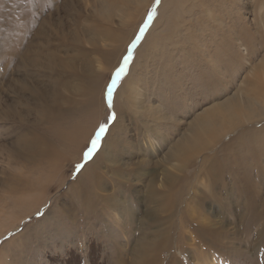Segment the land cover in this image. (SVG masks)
Instances as JSON below:
<instances>
[{"label": "rangeland", "instance_id": "obj_1", "mask_svg": "<svg viewBox=\"0 0 264 264\" xmlns=\"http://www.w3.org/2000/svg\"><path fill=\"white\" fill-rule=\"evenodd\" d=\"M27 1L0 0V264H118L119 260L147 264L143 261L153 256L156 264H209V260H213L210 264H264V207L259 205V212L250 210L238 219L235 212L250 207L243 192L235 191L231 182L234 175L257 182L253 163L264 162V132L246 134L238 139L239 144L235 139L242 126L257 122L255 116L247 121L246 115L259 105L264 107V0L149 1L142 7L146 13L145 18L141 13L140 25L132 23L136 29L130 41V37L104 42L98 38L96 47L104 54L120 50L123 54L118 63L111 61L114 68L100 71L91 96L82 79L84 59L88 58L95 70L102 69L104 61L89 35L108 25L94 23L96 8L86 0H82L83 11L77 8L78 0H49L50 4L37 0L35 7ZM100 1L103 5L97 10L116 8L109 5L113 0ZM111 22L120 32L118 14ZM140 29L144 34L137 41ZM235 32L241 37L248 33V40H235ZM133 44V59L113 89L109 106L107 89ZM245 45L248 59L243 56ZM140 49L143 52L138 57ZM138 61L143 68L134 78L139 100L134 97L128 105H120L127 130L114 135L104 161L106 168L98 172L100 184L106 187L101 190L97 185L93 199L84 192L86 186L77 182L84 179L90 183L91 178L80 176L103 148L119 116L114 106L116 92ZM65 63L75 70L65 73L61 66ZM57 82L70 84L73 90L61 93L64 100L72 98L70 102L57 100ZM227 100L233 102L232 108L224 111L237 115L241 124L231 130L225 121L219 124L218 119L206 116ZM155 109H159L158 117ZM201 120L216 125L210 130L215 134L209 142L210 151L201 150L192 159L194 169L188 174L181 165L182 172L176 171L178 161L172 158V151L184 134L192 136L190 127L193 134L204 135L198 125ZM101 127L105 131L93 151L92 142ZM254 127L262 129L257 124ZM230 144L234 151L220 158L223 145ZM207 156H213L208 165L204 163ZM141 162L147 163L142 169ZM212 164L220 168L223 179L224 190L218 200L213 196L217 194L214 178L207 173L204 178L197 176L200 167ZM166 168L188 187V197L185 202L179 200L173 213H162L157 204L148 202L142 184L152 178L151 172L161 176ZM231 170H235L233 175ZM139 171L147 173L143 180L136 175ZM113 193L118 203L108 201L107 195ZM102 208L105 216H101ZM201 227L220 231L222 242L221 238L216 242L213 235L199 239ZM167 228L172 232L164 234ZM159 233L164 237L154 239ZM165 237V246L160 248ZM139 238L154 242L158 250L134 255Z\"/></svg>", "mask_w": 264, "mask_h": 264}, {"label": "bare ground", "instance_id": "obj_2", "mask_svg": "<svg viewBox=\"0 0 264 264\" xmlns=\"http://www.w3.org/2000/svg\"><path fill=\"white\" fill-rule=\"evenodd\" d=\"M36 1L37 0H29L27 1L28 3V6H34L35 7V4H36ZM39 2H41L42 0H38ZM87 3L90 2V3H93V6L96 8L95 11H94V14L92 15L93 18H94V23L95 22H99L100 23H105L104 26H107V28L109 27V29H104V31L100 32V33H92L90 34V38H91V42H93V45L96 47L97 45V40L98 38L101 39V42H104V41H118L120 39H127L130 37L129 41L132 39L133 35H134V31L136 28H133V25L134 26H137L138 23L140 22V16L141 17H144L145 13L146 12H143L144 9H142L143 6H145L144 4L148 3L149 1L151 0H113L112 3H110L109 5L110 6H113V4L115 5V9H114V6L113 7H109L108 4H105L106 7L109 9L108 10H97L98 7L100 5H103L101 3H103V1H100V0H86ZM155 0H152V2H154ZM165 1H169V0H165ZM217 1V0H216ZM44 4H50L49 3V0H43ZM101 2V3H99ZM82 4V0H78L77 2V8L80 10V11H83V6L81 5ZM204 4V3H203ZM42 5V4H41ZM205 5V4H204ZM225 5V4H223ZM222 5V6H223ZM231 5V4H230ZM238 6V5H237ZM236 6V7H237ZM204 7V6H203ZM221 7V6H220ZM239 7V6H238ZM241 7V6H240ZM147 8V7H146ZM205 8V7H204ZM221 8H224V7H221ZM228 8V7H227ZM244 8V7H243ZM68 9V8H67ZM232 9V8H231ZM230 9V12L232 11ZM242 8H240L241 10ZM31 10V8H30ZM143 10V11H142ZM235 10V5H234V8H233V11ZM76 11V10H75ZM172 12V11H170ZM229 12V13H230ZM238 12V10H237ZM142 13V14H141ZM115 14H118V19H119V26H121V29H120V32L118 31H115L114 28H113V23L111 22L112 21V17L114 16L115 17ZM234 14V13H233ZM208 15V14H207ZM102 16H106L105 19H102ZM228 16V15H227ZM233 16V15H232ZM90 18V17H89ZM145 18V17H144ZM206 18V17H204ZM203 18V19H204ZM212 18V17H211ZM208 19V18H207ZM206 19V20H207ZM257 19V18H256ZM212 20V19H210ZM222 20V19H221ZM217 21V20H216ZM235 21V19H234ZM245 22V24H247V20H242ZM29 22V20H28ZM134 22V23H133ZM252 22V21H251ZM133 23V25H132ZM218 23V22H217ZM97 24V23H96ZM129 24V25H128ZM140 25V24H139ZM138 25V26H139ZM253 26H255V23L253 24ZM257 25V24H256ZM126 26H129L126 27ZM259 26V25H258ZM98 27V25H97ZM131 27V28H130ZM246 27V26H245ZM26 28V27H25ZM125 28V29H124ZM152 29L153 27L150 28L149 30V37L151 36V32H152ZM246 29V28H245ZM243 29V30H245ZM253 30V28H252ZM256 30V29H255ZM236 31V30H235ZM240 31V30H239ZM249 31V30H248ZM250 32V31H249ZM156 33V32H155ZM252 33V32H251ZM131 36H130V35ZM234 34V33H233ZM248 34V33H246ZM243 35L242 37L241 36H238L235 32V40L237 41H243V42H246V40H248V36ZM202 35V34H201ZM195 36V35H194ZM193 36V37H194ZM229 36V35H228ZM65 37V36H64ZM252 37V36H251ZM255 38V37H254ZM260 38V37H258ZM251 39V38H250ZM188 40V39H187ZM128 41V42H129ZM125 43V46H128L127 43ZM47 44V43H46ZM34 47V46H33ZM246 47V50H245V55H243L245 58L248 59V57L250 56V53L248 52V49H247V46L245 45ZM42 48V47H41ZM97 48V47H96ZM144 49V48H143ZM259 50V49H258ZM141 49L139 51V54H138V57L140 56V53H141ZM40 52V51H39ZM96 54L101 56V58L103 59L104 63L101 65V68L102 69H94L92 66V63L91 61H89L88 58H85L84 59V66L86 67L83 71H82V79L83 81L85 82V86L86 88H88L89 90V94L90 96L93 94V91L94 89L96 88L97 84L99 83V80H100V76L102 74H100V71H102L103 69L106 70V68H108L110 70V68H114L113 65L111 64V61L112 63H118L119 62V59H121V55L123 54V52L120 50L119 52L118 51H115L114 54L113 53H108V54H104L101 50H99L98 48L96 49ZM122 52V53H121ZM143 52V51H142ZM260 52V51H259ZM229 54V53H227ZM150 55V54H149ZM151 56V55H150ZM227 56V55H226ZM228 58V56H227ZM237 58V57H236ZM111 59V60H110ZM152 59V58H151ZM218 59V58H217ZM233 59V58H232ZM264 60V59H263ZM227 61V60H226ZM232 61V60H231ZM150 62V61H149ZM228 64V63H227ZM235 64V63H234ZM264 63H262L263 65ZM233 65V64H232ZM63 66V70H65L64 72L66 73L68 70H75L74 66L72 64H68V63H65L64 65H61ZM112 66V67H111ZM117 66V65H116ZM229 66V64L227 65ZM110 67V68H109ZM205 67V66H204ZM62 68V67H61ZM142 70L143 68L141 67V65L139 64V61L135 63V65L132 66V68L129 69V74L126 78L125 81H123L121 83V88L118 90V92H116V105L115 106V109L118 111V118L116 120V122L113 124V126L111 127L105 141H104V146L103 148L101 149V151H99L95 157L93 158L92 162L88 165V167L85 169L84 171V174L81 175L80 177H85V179L87 178H91V181L90 183L85 181L84 179L81 180L79 179L77 184H83V186L85 185V191L84 192H87L89 197H92L93 199H96L95 197V193L93 192L94 190H96L97 188V185H98V188L99 189H105L106 185L105 183L104 184H100L102 182V179L101 177L98 176V172L101 171L102 169L106 168L104 167V161L105 159L107 158V156L109 155V151L111 150V146L113 145V141H114V135L116 133H121L122 135V131H125L127 130L126 128L127 127H123L124 123H125V116L123 114L124 112V108H120L121 104H122V107L123 106H126V104L128 105V102L134 97L135 99L139 100V94L138 93V90L137 88L135 87L136 85V82L134 81V78L136 77L137 78V75H141L140 73H142ZM261 72V71H260ZM104 73V72H103ZM213 73V72H212ZM264 75V74H263ZM263 75L261 74L260 76L263 77ZM219 76V74H218ZM225 76V75H224ZM216 77V75H215ZM214 77V78H215ZM261 77V78H262ZM213 78V79H214ZM219 78V77H218ZM224 78V77H223ZM225 80V79H224ZM223 81V80H222ZM243 81V80H242ZM255 81V80H254ZM229 82V81H228ZM260 83V82H259ZM123 85V86H122ZM259 85V84H258ZM264 86V85H262ZM54 88L56 90V93H55V96L57 98V100L59 101H67V102H70V100L72 99H67V100H64V98L61 96V93L63 91H72L73 89L71 88L70 84L69 83H66V82H57L55 83L54 85ZM80 89V88H78ZM253 93V92H252ZM234 99V98H233ZM91 100V104L94 102V97H91L90 98ZM122 100V101H121ZM247 101V100H246ZM257 101V100H256ZM132 103V102H131ZM233 103V102H232ZM232 103L230 104V102L228 103V100L223 104H220L214 108H212L210 111L211 113H209L208 115L206 114V116L208 117H212L213 118H216L218 119L217 123L221 124V122L225 121L227 124H228V127H229V130L235 128L236 126H240L241 124L239 123L240 121L237 119V115H230L228 114L227 112H225L224 110H228L229 109V106L232 108ZM235 103V102H234ZM248 104V103H247ZM256 104H254L255 106ZM158 107H160V105H157ZM234 106V105H233ZM236 106H234L235 108ZM250 107V106H249ZM257 107V106H256ZM255 107V108H256ZM244 108V106H243ZM248 108V107H247ZM258 108V107H257ZM260 108V110H259ZM259 108L258 110H254L252 112H250V116L246 115L247 117V121H252L253 119H255L253 116H255L257 118V122L254 123L252 126L248 125V126H242L240 128V135H237L235 137L236 139V144L238 142V139H242L246 134L247 135H254V133H257V134H260L262 132H264V120H262L264 118V107L261 108L260 105H259ZM159 109H155L154 112H155V115L157 116V111ZM233 110V109H232ZM253 110V109H251ZM127 111V110H126ZM231 113V112H230ZM253 115H252V114ZM52 114V113H51ZM158 117V116H157ZM229 117V118H228ZM202 117H200L201 119ZM235 118L237 119V123L235 124ZM230 120H232L233 122H231ZM260 120H262V122H259ZM240 124V125H239ZM251 124V123H250ZM257 124V126H260V130H256L255 129V125ZM198 125L200 126V132L201 133H204V135H200L198 133H195L193 134V129L192 127H190V131H191V137H187L185 134L182 136V140L180 141V143L174 148V150L172 151V158L174 159H177L178 161V164L174 165V169L176 171H179V165H181L183 167V170L186 169V171H184L183 173L187 172H191L194 168L192 167L194 164L191 163L192 159L197 157V155H200V151H205V152H209V148H210V141L214 138H215V134L212 135L210 130L211 128H215L216 125H214L211 121H209L208 123H204V120H201ZM259 129V128H258ZM157 130V129H156ZM234 131V130H233ZM155 132V131H154ZM121 135L119 134V137L121 138ZM153 135V134H152ZM230 135V134H229ZM263 136V134H261ZM260 135V136H261ZM247 137V136H246ZM256 137H258V135H256ZM245 138V137H244ZM260 138V137H259ZM225 139V138H224ZM235 139H233V141H230L231 143L235 141ZM248 139V137H247ZM119 140V139H118ZM127 140V139H126ZM223 140V139H222ZM254 140H259L258 138H254ZM123 141V140H122ZM121 141V142H122ZM184 141V143H183ZM246 141V139L244 140ZM118 142V141H117ZM189 143H191V145H189ZM253 143V142H252ZM119 144V143H118ZM117 145V144H116ZM226 145V144H225ZM223 145V147L221 148V155H220V150L218 151L219 153V157L220 158H225L227 155H229L228 153L229 152H233L234 150H232L234 147L230 145H227L225 146ZM132 148V147H131ZM114 150V149H113ZM122 150V149H121ZM128 150V149H127ZM209 150V151H207ZM132 151V150H130ZM134 151V150H133ZM258 151V150H257ZM264 151V150H263ZM114 152V151H113ZM112 152V153H113ZM125 152V151H124ZM203 152V153H205ZM212 152V151H211ZM115 154V153H113ZM117 154V153H116ZM115 154V155H116ZM202 154V152H201ZM135 155V154H134ZM224 155V156H223ZM168 158H171V157H168ZM167 158V159H168ZM210 158H213V156H210ZM209 158V156H207L204 160V163L207 164L209 161H211V159ZM254 158V157H253ZM201 159V158H200ZM145 160V159H144ZM169 160V159H168ZM214 160V159H213ZM264 160V159H263ZM143 161V160H142ZM147 163H149L148 160H145ZM218 161V160H217ZM144 164V162H141V166H140V169H142L143 167L146 166V163ZM193 162V161H192ZM219 162H222V160L220 159ZM238 162V161H237ZM254 162V161H253ZM168 163V161H167ZM144 164V165H143ZM254 167H255V177L256 179L258 180L257 182L251 180L250 177L247 176L244 177L241 175L239 176V178L233 177V181L232 182V188L235 190V191H242L243 194L245 195V200H247V205H248V208L250 207V209H247V210H243L242 212H238L236 211L235 212V216L238 218V219H243L251 210V213L252 214H256L257 211L259 212V210H257L258 206H262L264 207V162H254ZM202 165V164H201ZM200 165V166H201ZM208 165V164H207ZM206 165V166H207ZM131 166V165H130ZM130 166H127V167H130ZM197 166V165H196ZM214 165L212 164V167H200L197 174V176H200L207 173L209 175V177L211 178V176L214 178L213 179V182H214V190L215 192L217 193L216 195L213 194V196L215 197V200H218L217 198V195H221L223 194V179H222V176H221V173H220V168L216 165V167H213ZM247 168V165L246 166H243L242 168ZM234 168V167H233ZM164 171V170H163ZM140 173H137L136 175H139L140 178L143 180V178L146 177L147 173L146 171L145 172H142V171H139ZM180 172H182L180 170ZM151 179L148 178L146 179L145 181H141L142 184L145 185V187L147 188V200L148 202L152 203V204H157L159 206V210L162 211V213H164L166 210H168L169 212L173 213L174 210H175V207H176V204L179 203V200L182 199L184 200L185 202V199L186 197H188V194H187V185H185V181L184 182H181L179 181V178L177 175H175L174 173L170 172L169 170H166L161 174V176H157V173L155 174V172H151ZM235 173V170H231V175H233ZM186 174V175H187ZM182 175V174H181ZM201 177V178H202ZM198 178V177H197ZM204 178V177H203ZM208 178V179H210ZM248 179V180H247ZM201 180V179H200ZM199 180V181H200ZM204 180V179H203ZM194 181V180H193ZM248 181V182H247ZM205 182V181H204ZM250 182V183H249ZM252 182V184H251ZM89 183V185H87ZM193 183V182H192ZM202 183V182H201ZM203 184V183H202ZM241 184V185H240ZM251 184V186H249ZM253 185H259V188L257 189H254L253 188ZM82 188V187H81ZM80 188V189H81ZM79 189V187H78ZM82 190V189H81ZM89 191H91V193H89ZM220 191V192H218ZM228 192V189H227V186L225 187V194H227ZM203 195V194H202ZM108 196V201H110L111 203H118V196L115 194L114 196V193L111 194L110 196ZM198 197V196H197ZM221 197V196H220ZM209 198V197H208ZM100 202H105L106 203V200L104 199H101L99 198L98 199ZM183 203V202H182ZM194 203V202H193ZM197 203H199L197 201ZM64 205V204H63ZM114 205H117V204H114ZM251 205V206H250ZM181 207V205H179ZM244 208V207H243ZM157 209V207H156ZM181 210V209H180ZM238 210V209H236ZM96 211V210H95ZM177 211V210H176ZM179 211V210H178ZM191 211V210H190ZM246 211V212H245ZM160 212V211H159ZM101 216H105L106 215V211L104 208L101 209L100 211ZM99 215V214H98ZM97 215V216H98ZM188 215V214H187ZM197 215V214H196ZM189 216V215H188ZM205 216V215H204ZM92 217H96V216H92ZM207 217V216H206ZM204 220V219H203ZM206 221V220H204ZM205 223V222H204ZM211 226L215 227L214 224L210 223ZM154 228V227H153ZM220 228V227H218ZM198 229V228H196ZM209 229H212L211 227H201V230L199 231V233H197V236L199 237V239H203L204 236H211L212 238L215 237L214 239H216V242L219 241V239L221 237H223V234L220 232V231H217L212 229L211 231H209ZM108 230V229H107ZM154 232V231H153ZM172 231H170L169 228L166 229V231L164 232V234H168ZM264 232V231H263ZM160 234V233H159ZM154 235L153 238L155 239H159L160 237H164V234H160V235ZM171 236V235H170ZM110 237V236H109ZM159 237V238H158ZM168 237V236H166ZM166 237L165 239L162 241L164 242L163 244H161L160 248L161 247H164L165 246V240H166ZM212 242H213V239H210ZM210 241V242H211ZM215 241V240H214ZM220 242V241H219ZM221 242H222V238H221ZM208 244V243H207ZM211 244V243H210ZM212 245V244H211ZM210 246V245H209ZM213 247V245L211 246ZM210 247V248H211ZM150 250H158V246L154 244V242H152L151 244L149 243L148 239H144V238H139L138 240V244H137V249H136V252L134 251V255L137 256V253H146L147 251H150ZM214 250V249H213ZM148 255V253H147ZM154 257V256H153ZM151 258L150 261H148L147 259L146 261L144 260L143 262H147V264H156L158 261L156 260L155 261V258ZM120 258V257H119ZM131 261V260H130ZM207 261V260H206ZM213 260H211L212 262ZM210 260H209V264L211 263ZM118 264H124L122 262V260H119L118 261ZM198 264H207V262L205 263H198Z\"/></svg>", "mask_w": 264, "mask_h": 264}, {"label": "snow or ice", "instance_id": "obj_3", "mask_svg": "<svg viewBox=\"0 0 264 264\" xmlns=\"http://www.w3.org/2000/svg\"><path fill=\"white\" fill-rule=\"evenodd\" d=\"M151 19L152 17L149 16V20ZM143 34H144V29H140V36H137L136 40L139 41L141 37L143 36ZM135 47L136 45L133 44L132 48L128 50L127 55L123 58L122 66H120L115 72V77L112 79L111 85L107 89V99H108L109 106H111L113 102V89L116 88L117 82L121 79L122 75H124L125 71L128 69L129 61L133 59V49ZM104 131H105L104 127H101L99 133H97L96 135V140L92 142L93 151H95L97 142L100 140V134L104 133ZM88 155L91 156L92 152H89Z\"/></svg>", "mask_w": 264, "mask_h": 264}]
</instances>
